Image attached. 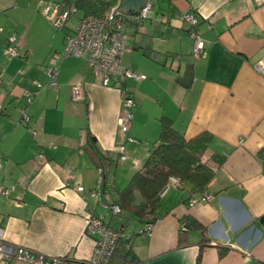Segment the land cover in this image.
I'll return each mask as SVG.
<instances>
[{"label": "crops", "instance_id": "crops-1", "mask_svg": "<svg viewBox=\"0 0 264 264\" xmlns=\"http://www.w3.org/2000/svg\"><path fill=\"white\" fill-rule=\"evenodd\" d=\"M41 3L47 4L0 0V186L9 190L0 195L4 240L47 257L89 258L97 235L86 234V216L106 221L103 213H111L105 207L145 163L159 136L158 118L166 116L187 140L211 136L203 158L215 171L207 189L213 199L189 206L187 187L164 189L151 231L131 239L136 263L264 264V3L148 0L145 19L130 22L136 27L130 44L135 53L122 62L146 79L126 82L136 103L128 132L135 143L125 144L119 171L120 93L102 87L85 61L61 58L66 36L74 30L54 31ZM188 14L198 20L195 31L205 58L191 56L190 27L180 20ZM10 37L16 39L14 56L7 51ZM140 47L165 60L147 58ZM188 68L193 78L184 88L175 79ZM52 70H57L56 86L48 75ZM74 85L84 94L77 102L71 99ZM25 92L31 93L29 99ZM24 112L28 124L22 121ZM212 155L224 157L223 163H212ZM92 190H99L98 199L90 196ZM120 217L105 223L119 228ZM129 226L122 227L125 236L143 228ZM197 226L206 229L208 242Z\"/></svg>", "mask_w": 264, "mask_h": 264}, {"label": "built area", "instance_id": "built-area-1", "mask_svg": "<svg viewBox=\"0 0 264 264\" xmlns=\"http://www.w3.org/2000/svg\"><path fill=\"white\" fill-rule=\"evenodd\" d=\"M256 3H264V0H255ZM41 3L40 5H44ZM148 6L142 13L141 19H145L147 16ZM74 8H63L57 4L47 3L45 4L43 13L44 16L50 19L52 25L61 29L72 13H75ZM112 9L103 16H86L78 20L77 25L72 35L66 36L63 45L64 57L73 56L85 61L92 71V73L99 79L102 87H113L118 90L121 96V107L123 111L118 118V126L123 141L115 147L119 160L122 162L126 160L124 154L125 144L134 143V140L127 134L129 132L133 115L132 109L135 108V100L132 98L128 88L126 87L127 81L142 82L146 77L140 73L126 68L122 64V58L124 54L130 51V47L127 46L125 39V22L123 16L115 14L112 16ZM112 16V18H111ZM180 20L189 25V35L193 40L192 55L194 59L205 58L204 43L197 35L195 29L198 24V20L192 14L183 15ZM1 32V28H0ZM15 37L9 38V47L7 51L11 55H17L15 44ZM51 86H56L57 70L49 71L48 73ZM37 87L41 85L36 83ZM31 93L25 92V97L30 96ZM84 97L83 91L80 86L74 85L71 87V99L74 102L82 100ZM30 102V100H29ZM0 103V111H1ZM22 121L28 124L29 117L24 112ZM33 135L36 133L33 130H29ZM40 160H43V156H39ZM102 173V171H100ZM103 178L100 179L101 184ZM173 185L175 187L180 186L179 180L172 178L170 183L164 188ZM78 192H82L83 188L78 185L76 187ZM9 190L3 186H0V195L7 196ZM100 195L99 190H92L90 196L94 199H98ZM200 199L192 197L189 206H192L196 202L210 203L213 199L212 194H203L199 196ZM113 216L121 214L120 208L117 205H108L105 207ZM85 231L87 235H97V239L94 243V249L89 258L84 260H69L60 257H47L42 254L36 253L24 246L14 245L4 240L3 232L0 230V264H6L9 261L16 260L25 262L28 264H111V257L116 247V243L119 240L124 239L123 228H112L107 225L102 216H95L89 213L85 218ZM152 229V228H151ZM151 229H145L146 233H149ZM127 247L128 244L126 245Z\"/></svg>", "mask_w": 264, "mask_h": 264}, {"label": "trees", "instance_id": "trees-1", "mask_svg": "<svg viewBox=\"0 0 264 264\" xmlns=\"http://www.w3.org/2000/svg\"><path fill=\"white\" fill-rule=\"evenodd\" d=\"M63 4L66 7H74L76 12L82 14L81 18L100 17L114 8L116 0H64ZM140 48L143 50V55L151 60L161 63L165 60L150 48ZM191 56L193 57V55ZM192 78L191 69L188 68L184 76L177 77L175 82L179 86L187 88ZM158 123L160 126L159 136L157 142L151 147L145 163L134 172L127 185L117 192L116 201L108 204L117 205L120 208L121 214L118 216H121V221L116 222L119 226L127 227L131 220L143 225L142 231L130 236L124 235V239L116 243L111 264H137L130 251L131 239L135 235L148 234L144 230L153 227L161 193L172 178L179 180L180 189L187 187L191 197L210 194L207 189L214 178L215 171L207 160L204 161L203 157L208 150L211 136L203 133L187 140L184 134L175 128L172 119L160 116ZM89 138V143L92 145L95 139L91 135ZM92 149L95 150L96 157L100 161L97 146H92ZM210 160L214 164L221 165L224 157L212 155ZM113 227L117 228L115 225ZM197 228L202 235V241L208 242L206 229L199 226ZM127 244L129 247L126 246Z\"/></svg>", "mask_w": 264, "mask_h": 264}, {"label": "rangeland", "instance_id": "rangeland-1", "mask_svg": "<svg viewBox=\"0 0 264 264\" xmlns=\"http://www.w3.org/2000/svg\"><path fill=\"white\" fill-rule=\"evenodd\" d=\"M44 1H46V3H49V2H53V4H55V3H57L58 1H59V6H62V5H64L63 4V0H44ZM68 8H71V7H67V9ZM72 8H74V7H72ZM75 9V8H74ZM63 10V9H62ZM81 16H82V14L80 13V12H76L75 11V13H72L71 14V16L68 18V20L66 21V23H65V25L62 27L63 29L62 30H57L56 28H54L52 25H51V27H52V29L54 30V31H57V32H62V34H65V32H68L69 30L72 32V30H74L75 29V27H76V25H77V22H78V20L81 18ZM46 17V16H45ZM47 18V17H46ZM124 18V22H125V30H124V32H125V39H126V43H127V46L128 47H130V44H131V42H132V38H134V34H135V30H136V27H133V26H131V24H130V22H132L133 20H131L130 18H128V17H126V16H124L123 17ZM150 25V23H149V19L148 20H145V23H144V27L145 28H147L148 26ZM69 29V30H68ZM138 31V30H137ZM1 33V32H0ZM128 53H135V51H128V52H126L125 54H124V56H123V59H122V62H124L125 60H126V56L128 55ZM61 58L62 59H64V55H63V48H62V53H61ZM66 59H70V60H74V59H76L75 57H73V56H69V57H65ZM78 60H79V58H77ZM81 61V60H80ZM124 65V64H123ZM148 81H149V77H147V83H148ZM163 81V80H162ZM164 82V81H163ZM0 103H1V98H0ZM145 105L146 106H148V105H150L149 104V102H145ZM134 144V143H133ZM138 144V146H140V147H143V143H137ZM128 153V152H127ZM205 161V160H204ZM116 163V161H114L112 164V166L110 167L111 168V174H113L114 173V164ZM117 163L119 164L118 165V171L121 169V165L124 163V162H122L121 160H119V158H118V156H117ZM117 174V173H116ZM118 174L120 175V173L118 172ZM192 198V197H191ZM107 210V209H106ZM105 210V211H106ZM109 212V211H108ZM104 214V218H105V222L106 223H108V221H109V219L111 220H118L119 219V216H113V217H111V214L108 216V215H105V213H103ZM135 223H137L135 220H131L130 221V224H131V226H134V224ZM131 226H129L128 227V229H130L131 228Z\"/></svg>", "mask_w": 264, "mask_h": 264}, {"label": "water", "instance_id": "water-1", "mask_svg": "<svg viewBox=\"0 0 264 264\" xmlns=\"http://www.w3.org/2000/svg\"><path fill=\"white\" fill-rule=\"evenodd\" d=\"M148 6V0H117V7L112 10V16L119 14L133 20H139ZM261 222H264V219H261Z\"/></svg>", "mask_w": 264, "mask_h": 264}, {"label": "clouds", "instance_id": "clouds-1", "mask_svg": "<svg viewBox=\"0 0 264 264\" xmlns=\"http://www.w3.org/2000/svg\"><path fill=\"white\" fill-rule=\"evenodd\" d=\"M150 6V5H149ZM112 10H113V8H112ZM133 20V19H132ZM139 20H143V19H139Z\"/></svg>", "mask_w": 264, "mask_h": 264}]
</instances>
